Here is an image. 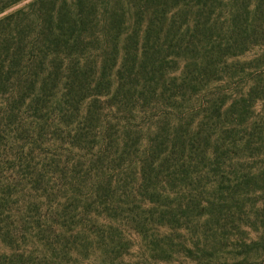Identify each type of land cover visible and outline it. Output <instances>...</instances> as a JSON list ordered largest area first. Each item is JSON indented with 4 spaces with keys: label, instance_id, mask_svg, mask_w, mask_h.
<instances>
[{
    "label": "rangeland",
    "instance_id": "374dc122",
    "mask_svg": "<svg viewBox=\"0 0 264 264\" xmlns=\"http://www.w3.org/2000/svg\"><path fill=\"white\" fill-rule=\"evenodd\" d=\"M0 264H264V0H0Z\"/></svg>",
    "mask_w": 264,
    "mask_h": 264
}]
</instances>
